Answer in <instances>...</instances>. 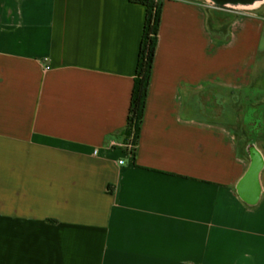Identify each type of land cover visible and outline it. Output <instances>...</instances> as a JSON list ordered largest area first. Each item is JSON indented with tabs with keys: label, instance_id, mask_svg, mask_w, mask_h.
Wrapping results in <instances>:
<instances>
[{
	"label": "crops",
	"instance_id": "1",
	"mask_svg": "<svg viewBox=\"0 0 264 264\" xmlns=\"http://www.w3.org/2000/svg\"><path fill=\"white\" fill-rule=\"evenodd\" d=\"M163 1L131 155L146 8L0 0V264H264V2Z\"/></svg>",
	"mask_w": 264,
	"mask_h": 264
},
{
	"label": "trees",
	"instance_id": "2",
	"mask_svg": "<svg viewBox=\"0 0 264 264\" xmlns=\"http://www.w3.org/2000/svg\"><path fill=\"white\" fill-rule=\"evenodd\" d=\"M130 2L146 8L143 36L140 44L135 84L132 91L126 128L128 138H131L133 144L137 146L142 132L151 76L159 42L164 1L130 0ZM219 5L223 6L222 4ZM211 30L216 34H220L225 28L214 30L211 27ZM223 34L226 37L228 33Z\"/></svg>",
	"mask_w": 264,
	"mask_h": 264
},
{
	"label": "rangeland",
	"instance_id": "3",
	"mask_svg": "<svg viewBox=\"0 0 264 264\" xmlns=\"http://www.w3.org/2000/svg\"><path fill=\"white\" fill-rule=\"evenodd\" d=\"M224 8L232 9L226 6ZM256 81L264 82V57L260 62V68L257 73ZM216 93H220V95L224 97L222 100L224 105L219 106L215 104L211 95ZM231 95L233 96V100L231 99ZM199 99L203 109L200 113H204L207 116V119L223 123L232 128H238V117L240 113L239 93L222 92L216 89H206L201 92Z\"/></svg>",
	"mask_w": 264,
	"mask_h": 264
},
{
	"label": "built area",
	"instance_id": "4",
	"mask_svg": "<svg viewBox=\"0 0 264 264\" xmlns=\"http://www.w3.org/2000/svg\"><path fill=\"white\" fill-rule=\"evenodd\" d=\"M136 147H137V146H135V145L133 144L132 140H131V142L129 143V145H127V148H128V150H129L128 153L131 154V155H134V154H135V151H136ZM119 163H120V164H124L123 161H120Z\"/></svg>",
	"mask_w": 264,
	"mask_h": 264
},
{
	"label": "bare ground",
	"instance_id": "5",
	"mask_svg": "<svg viewBox=\"0 0 264 264\" xmlns=\"http://www.w3.org/2000/svg\"><path fill=\"white\" fill-rule=\"evenodd\" d=\"M262 2H264V0H256L254 5L253 4L252 5L255 7V6H258L259 4H261Z\"/></svg>",
	"mask_w": 264,
	"mask_h": 264
},
{
	"label": "water",
	"instance_id": "6",
	"mask_svg": "<svg viewBox=\"0 0 264 264\" xmlns=\"http://www.w3.org/2000/svg\"><path fill=\"white\" fill-rule=\"evenodd\" d=\"M221 2H226V1H240V0H220ZM246 1H250V0H246Z\"/></svg>",
	"mask_w": 264,
	"mask_h": 264
}]
</instances>
